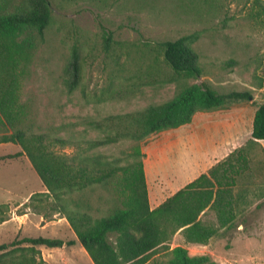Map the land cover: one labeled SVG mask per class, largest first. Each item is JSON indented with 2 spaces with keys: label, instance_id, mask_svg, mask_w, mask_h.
Instances as JSON below:
<instances>
[{
  "label": "trees",
  "instance_id": "trees-1",
  "mask_svg": "<svg viewBox=\"0 0 264 264\" xmlns=\"http://www.w3.org/2000/svg\"><path fill=\"white\" fill-rule=\"evenodd\" d=\"M187 1L208 13L224 10V0ZM248 10L250 18L264 27V0H249ZM52 20L50 0H0V144L20 146L19 154L27 156L48 191L40 195L52 198L51 210L67 220L93 264H146L161 254L167 259H156L154 264H216L208 256L189 255L181 246L171 248V241L179 234L186 244L206 245L242 214L239 208L247 203L253 153L261 151L264 156L259 143L264 141V103L255 110L251 137L244 145L151 208L140 142L153 133L189 124L198 112L252 101L251 92L223 93L208 81L190 82L207 75L194 48L210 36L205 28L175 40L143 44L114 42L109 35L104 37L103 50L112 66L101 100L124 99L142 87L171 83L177 86L174 97L133 112L85 119V126L103 133L97 140L70 141L33 132L31 106L21 101V82L38 47L33 39L43 42ZM89 52L84 43H71L64 81L68 94L81 86ZM235 65L231 59L221 67ZM122 141L132 143L124 164L106 161L101 155L56 150L65 146L91 150ZM93 187L104 188L113 198L111 213L93 217L80 205L71 208L65 203L68 195ZM7 212V205H0V224L8 219ZM208 212L213 213V222L202 219ZM63 244L61 239L44 237L14 240L0 245V264H45L37 247Z\"/></svg>",
  "mask_w": 264,
  "mask_h": 264
},
{
  "label": "rangeland",
  "instance_id": "rangeland-1",
  "mask_svg": "<svg viewBox=\"0 0 264 264\" xmlns=\"http://www.w3.org/2000/svg\"><path fill=\"white\" fill-rule=\"evenodd\" d=\"M50 1L53 20L45 30L43 42L40 43L36 37L33 39L38 47L31 62L25 66L26 75L21 82V101L31 106L30 125L33 132L70 141L97 140L103 137V133L85 126L82 123L85 119L133 112L174 97L177 86L171 83L142 87L134 96L124 99L101 100V91L108 85L112 66L103 50L104 37L110 35L114 42L156 43L175 40L205 28L210 31V36L203 38L194 48L199 53L200 61L206 65L207 75L198 80L191 79L190 82L208 81L214 89L223 93L249 91L253 100L198 112L187 125L149 135L140 142L143 162L146 163L154 148L166 146L184 134L217 122L237 121L239 135L232 147L238 148L250 139L253 114L257 106L264 103V27L250 18L249 0H224V10L219 14L208 13L200 6L194 8L187 0ZM28 36L32 34L28 32ZM74 40L84 43L90 52L81 86L68 94L64 83L65 66L69 47ZM231 59L236 61L235 66L221 67ZM259 143L264 152V141ZM131 145L129 141H122L91 150L83 148L78 151L73 146L56 147V150L73 155H101L106 161L124 164ZM253 158L250 191L247 203L239 208L242 212L239 218L230 227L221 229L206 245L186 244L177 234L171 241V248L181 246L189 255H205L216 264H264V156L261 151L255 150ZM187 160L189 162L191 157L179 156L178 164ZM202 160L206 164L216 161V164L223 158L211 154ZM186 162L185 165L189 164ZM177 167L181 168L180 165L170 167L165 164L158 171L159 175L148 186L151 198L159 188L163 191L164 199L171 195L166 190L167 184L174 181L172 172ZM19 172L17 165H0V201L4 198L3 187ZM32 173L37 177L36 172L32 170ZM16 189L26 192L29 187L24 185ZM41 195H34L33 200L17 210L11 204L2 205H7V215L12 210L23 213L29 208L31 211H41L46 215L45 219L50 220L52 198ZM64 200L71 208L80 205L93 217L111 213L110 208L114 204L113 198L102 187L74 192ZM202 219L213 222V213L208 212ZM59 229V234L68 238L62 225ZM20 239L15 238L10 242ZM40 254L42 257L41 251ZM45 256V264H93L79 242L66 244L65 248ZM156 259L165 261L167 257L156 255L146 264H154Z\"/></svg>",
  "mask_w": 264,
  "mask_h": 264
},
{
  "label": "crops",
  "instance_id": "crops-1",
  "mask_svg": "<svg viewBox=\"0 0 264 264\" xmlns=\"http://www.w3.org/2000/svg\"><path fill=\"white\" fill-rule=\"evenodd\" d=\"M251 131L252 126L250 128V135ZM238 135L239 128L237 121L236 123L217 122L212 125L201 126L192 133L184 134L174 141H171L166 146L154 148L150 152L149 159L144 164L147 189L150 183L154 182V178L159 175L157 174L158 171L162 169L165 164H168L170 167L180 165V169L177 167V169L172 172L174 174V181L167 184L166 190L173 195L199 175L206 173L216 162L213 161L206 164L202 162L203 157L206 159L209 155L213 154V156L217 157L219 155L224 159L235 150L236 147H232V145L237 143ZM218 144L219 146H216ZM21 151L20 146L17 144H0V165H17L20 170L19 175L10 182H7L6 186L3 187L2 194L4 198L0 201V205L11 204L14 210L28 203L33 195L48 193L38 175L37 177L33 175L32 170L34 171V169L27 156L24 153L19 154ZM177 155H179L180 158L183 156L191 157L189 162L188 160L187 162L185 161L189 164L185 165V162L178 164L179 156ZM151 159L152 161H150ZM24 185H28L29 190L26 192L20 190V192H18L16 188ZM165 192L164 190V193ZM148 196L151 208L157 207L166 199L163 198V191L160 188L153 198L150 197L149 193ZM49 213H51L50 220H46V215L38 210L31 211L27 208L23 213H15L12 210L8 214V219L0 224V245L8 243L12 239L24 237H44L63 240L64 244L62 247L39 248L42 253V258L47 262L46 254L55 253L65 248L68 242L77 244V237L70 228L67 220L60 218L56 211L52 210ZM60 225L63 226L68 238H64L59 234Z\"/></svg>",
  "mask_w": 264,
  "mask_h": 264
}]
</instances>
